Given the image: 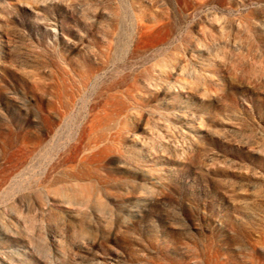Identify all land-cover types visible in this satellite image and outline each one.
<instances>
[{
	"label": "rangeland",
	"instance_id": "obj_1",
	"mask_svg": "<svg viewBox=\"0 0 264 264\" xmlns=\"http://www.w3.org/2000/svg\"><path fill=\"white\" fill-rule=\"evenodd\" d=\"M0 264H264V0H0Z\"/></svg>",
	"mask_w": 264,
	"mask_h": 264
}]
</instances>
